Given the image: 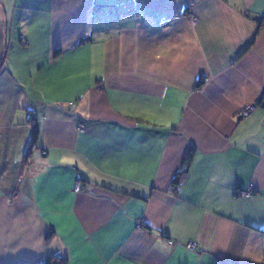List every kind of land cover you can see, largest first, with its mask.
Returning a JSON list of instances; mask_svg holds the SVG:
<instances>
[{
	"label": "crops",
	"instance_id": "obj_1",
	"mask_svg": "<svg viewBox=\"0 0 264 264\" xmlns=\"http://www.w3.org/2000/svg\"><path fill=\"white\" fill-rule=\"evenodd\" d=\"M263 18L264 0H0V264H264Z\"/></svg>",
	"mask_w": 264,
	"mask_h": 264
},
{
	"label": "trees",
	"instance_id": "obj_2",
	"mask_svg": "<svg viewBox=\"0 0 264 264\" xmlns=\"http://www.w3.org/2000/svg\"><path fill=\"white\" fill-rule=\"evenodd\" d=\"M264 26V18L262 19V22L260 24V27ZM87 40V39H85ZM40 137V125L38 123V121L32 117L31 118V139H30V145H29V149L31 150V148L35 147L38 140ZM29 152V151H28ZM194 154H195V148H191L190 151L187 153L184 162L182 164L181 170L178 171V173L176 174V176L174 177L173 181H172V190L174 192H178L180 186L182 185V183L186 180L189 170H190V166L192 164L193 158H194ZM245 191V190H243ZM241 191L240 193L242 194ZM247 191V190H246ZM253 190L251 191L252 194ZM69 263V259L67 256H61V255H50L48 257H46L44 260L36 263V264H68Z\"/></svg>",
	"mask_w": 264,
	"mask_h": 264
},
{
	"label": "built area",
	"instance_id": "obj_3",
	"mask_svg": "<svg viewBox=\"0 0 264 264\" xmlns=\"http://www.w3.org/2000/svg\"><path fill=\"white\" fill-rule=\"evenodd\" d=\"M192 19L194 18L193 16H191ZM256 105H253V104H249V105H246L239 113L240 117H247L248 115H250V113L255 109ZM82 188V184L80 181H76L75 183V190L76 191H79L80 189ZM253 190V187H249V189L246 191H243L242 192V195L243 196H249L251 194V191ZM190 248H193L194 245L193 244H190L189 245Z\"/></svg>",
	"mask_w": 264,
	"mask_h": 264
}]
</instances>
